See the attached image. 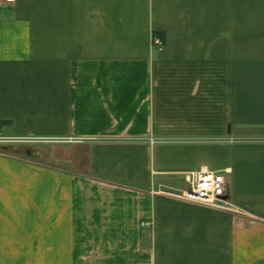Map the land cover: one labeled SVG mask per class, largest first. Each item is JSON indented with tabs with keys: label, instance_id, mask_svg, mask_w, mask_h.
<instances>
[{
	"label": "crops",
	"instance_id": "0c3cea01",
	"mask_svg": "<svg viewBox=\"0 0 264 264\" xmlns=\"http://www.w3.org/2000/svg\"><path fill=\"white\" fill-rule=\"evenodd\" d=\"M0 133L82 139L0 143V264H264V0L0 6Z\"/></svg>",
	"mask_w": 264,
	"mask_h": 264
},
{
	"label": "built area",
	"instance_id": "2783aa9c",
	"mask_svg": "<svg viewBox=\"0 0 264 264\" xmlns=\"http://www.w3.org/2000/svg\"><path fill=\"white\" fill-rule=\"evenodd\" d=\"M17 0H0V6H8L16 3ZM154 44L161 50L163 49V40L155 36ZM82 139L75 138H62V137H37V136H5L0 133L1 144H25L32 145L43 142H70L81 141ZM156 139L152 138L151 143H155ZM230 170L226 169L225 172H217L207 168L192 169L185 171L187 187L179 190L163 191L171 198L217 209L221 211H232L233 208L228 200L229 187L227 180V173ZM143 227L150 226L151 223L143 220L141 222Z\"/></svg>",
	"mask_w": 264,
	"mask_h": 264
},
{
	"label": "rangeland",
	"instance_id": "374dc122",
	"mask_svg": "<svg viewBox=\"0 0 264 264\" xmlns=\"http://www.w3.org/2000/svg\"><path fill=\"white\" fill-rule=\"evenodd\" d=\"M75 142L76 141H70L59 144L62 150H60L56 156H58L59 158L71 157L74 162H77V143ZM82 155H85V152ZM55 162H58V160H56ZM64 162L65 161H62L61 163Z\"/></svg>",
	"mask_w": 264,
	"mask_h": 264
},
{
	"label": "water",
	"instance_id": "95a60500",
	"mask_svg": "<svg viewBox=\"0 0 264 264\" xmlns=\"http://www.w3.org/2000/svg\"><path fill=\"white\" fill-rule=\"evenodd\" d=\"M24 153L31 157H39L41 155L40 151L34 147H27L24 149Z\"/></svg>",
	"mask_w": 264,
	"mask_h": 264
}]
</instances>
